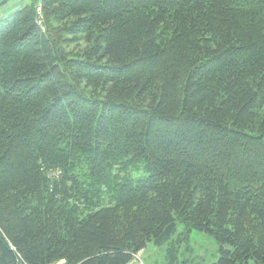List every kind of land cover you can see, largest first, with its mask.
Returning a JSON list of instances; mask_svg holds the SVG:
<instances>
[{"label":"trees","instance_id":"1","mask_svg":"<svg viewBox=\"0 0 264 264\" xmlns=\"http://www.w3.org/2000/svg\"><path fill=\"white\" fill-rule=\"evenodd\" d=\"M37 3L0 19V264H128L178 225L264 264V0Z\"/></svg>","mask_w":264,"mask_h":264},{"label":"rangeland","instance_id":"2","mask_svg":"<svg viewBox=\"0 0 264 264\" xmlns=\"http://www.w3.org/2000/svg\"><path fill=\"white\" fill-rule=\"evenodd\" d=\"M28 4L29 0H7L0 5V19ZM131 173L133 177L139 178H143L145 175L141 171ZM179 239L182 241L177 245L176 262L174 264H213L217 261L220 246L211 236L192 231L185 238V231L178 225L176 235L169 242L159 247L154 246L152 243L147 244L146 248L141 251L142 263L168 264L166 251Z\"/></svg>","mask_w":264,"mask_h":264},{"label":"built area","instance_id":"3","mask_svg":"<svg viewBox=\"0 0 264 264\" xmlns=\"http://www.w3.org/2000/svg\"><path fill=\"white\" fill-rule=\"evenodd\" d=\"M2 1H4V0H0V3ZM37 1H38V3L36 6V14H37L38 23H39V25H41V16H40L41 9H40V5H39V0H37ZM128 264H143L142 260H141V252L132 254L131 260Z\"/></svg>","mask_w":264,"mask_h":264}]
</instances>
